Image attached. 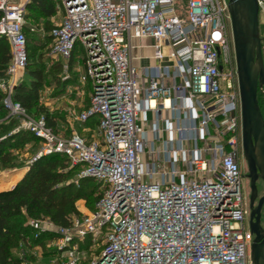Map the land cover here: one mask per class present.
I'll return each mask as SVG.
<instances>
[{
    "label": "built area",
    "instance_id": "2783aa9c",
    "mask_svg": "<svg viewBox=\"0 0 264 264\" xmlns=\"http://www.w3.org/2000/svg\"><path fill=\"white\" fill-rule=\"evenodd\" d=\"M29 1L0 0V37L10 48L0 79L5 118L40 140L29 163L63 155L79 167L77 178L100 185L94 208L67 225L28 220L34 238L51 234L50 261L254 264L229 0H56L60 19L49 32V52L69 62L75 46L82 48L83 64L75 68L90 91L74 119L97 118L89 136L55 131L44 115L12 99L27 63ZM256 2L264 24V0ZM146 38L152 54L134 56L142 48L135 43ZM145 59L150 62L135 63ZM85 242L99 253L88 258L79 248Z\"/></svg>",
    "mask_w": 264,
    "mask_h": 264
},
{
    "label": "trees",
    "instance_id": "16d2710c",
    "mask_svg": "<svg viewBox=\"0 0 264 264\" xmlns=\"http://www.w3.org/2000/svg\"><path fill=\"white\" fill-rule=\"evenodd\" d=\"M25 8L36 11L45 18L44 28L49 38V44L45 46V51L49 52L52 41L49 32L54 24H48V17L55 14L54 7L47 0H31L26 3ZM29 26L25 21L23 32L26 37V52L27 35L33 33ZM28 59L27 52V63L23 72V74H27V77L21 78L14 86L12 99L18 101L28 113L35 116L44 115L47 124L58 131L56 118L49 117L45 106L38 103L39 90L46 73L42 67L34 65V63L28 65ZM9 60V44L1 36L0 79L6 77ZM71 61L70 59L69 62ZM60 65L57 62L52 67L57 71ZM3 97L4 92L0 90V128L9 122L16 121L11 117L5 118L6 110L2 104ZM88 121L84 123H88ZM20 136L28 138L37 151L40 145L38 138L24 129H22ZM13 138L12 135L1 137L0 134L1 167L14 165L16 162L15 157L9 151H3L2 149V146ZM78 171L79 167L70 166L66 156L58 154L45 155L28 163L26 170L12 187L0 189V264L32 263L33 259L30 255H26L25 249L32 246L39 249L43 247V243L40 241L43 234L37 238L32 236L33 231L28 224L30 218H47L56 225H67L71 216L79 214L76 207L77 200L84 199L88 203L89 210L94 208V203L100 197L99 182L91 177L77 178ZM73 173L74 175H72ZM14 251L18 252L15 253Z\"/></svg>",
    "mask_w": 264,
    "mask_h": 264
},
{
    "label": "rangeland",
    "instance_id": "374dc122",
    "mask_svg": "<svg viewBox=\"0 0 264 264\" xmlns=\"http://www.w3.org/2000/svg\"><path fill=\"white\" fill-rule=\"evenodd\" d=\"M186 1V0H185ZM55 9L54 20L58 21L60 16L58 12V6L56 0H47ZM24 20L29 25H34L36 31H33L32 34H28L27 40V52L29 55L28 65L34 63L42 67L46 73L44 82L39 90V99L38 103L45 106L47 114L49 117L56 118V128L61 133H68L71 130H74L80 134L89 136L92 132H95L97 129L96 117L89 119L88 123H78L74 119V116L78 114L88 103L89 91L90 88L87 84H82L79 81V71L75 70V63L78 61L81 65L83 64L82 59V48L80 45H76L73 54L72 61L65 62L57 57L51 55L50 52L45 51V46L49 44V38L45 32V23L46 20L39 13L33 10L24 9ZM262 20V19H261ZM51 20L48 21V24H53ZM228 30H231V25L227 23ZM259 35L264 36V24L259 25ZM150 46L142 49V53L149 54ZM263 62H264V42L262 48ZM59 62V70H54L52 67L55 63ZM26 78L27 74L24 73L21 76ZM258 104L261 109L262 115L264 117V97L260 91L257 92ZM89 127L90 132L84 130V128ZM20 133V134H18ZM22 129L18 126L17 121L7 123L5 126L0 128L1 137H7L12 135L14 138L9 140L7 144L2 146L3 151H9L16 162L14 165L1 167L0 166V189L10 186L14 180L20 177L22 171L27 168L29 161L32 159L36 152V147L32 145V142L20 135ZM241 164V173L243 177V191L245 196L248 194L249 181L246 179L247 174V165L244 156L242 157ZM74 175V173L72 174ZM256 187L261 196L264 192V182L258 178L256 181ZM80 200V201H79ZM76 201L78 207H82L81 213L89 211L88 203L84 199H79ZM80 213V212H79ZM80 213V214H81ZM42 219V218H38ZM261 225L264 229V204L261 209ZM45 232L43 233L40 241L43 243L42 248L30 247L26 248L25 252L27 256H31L33 264H57L56 262H51L50 258L53 254V247L48 246L51 241V235ZM88 244L85 242L80 244V249H87ZM100 247L87 249L88 258L93 254H98ZM17 253L18 251H14ZM92 252V253H91Z\"/></svg>",
    "mask_w": 264,
    "mask_h": 264
},
{
    "label": "water",
    "instance_id": "95a60500",
    "mask_svg": "<svg viewBox=\"0 0 264 264\" xmlns=\"http://www.w3.org/2000/svg\"><path fill=\"white\" fill-rule=\"evenodd\" d=\"M233 43L239 83L242 153L249 178V227L253 234L252 261L264 264V229L260 222L264 192L253 206L256 180L264 182V117L258 104L257 92L264 86V62L259 35L256 0H229ZM264 97V92H263Z\"/></svg>",
    "mask_w": 264,
    "mask_h": 264
},
{
    "label": "crops",
    "instance_id": "0c3cea01",
    "mask_svg": "<svg viewBox=\"0 0 264 264\" xmlns=\"http://www.w3.org/2000/svg\"><path fill=\"white\" fill-rule=\"evenodd\" d=\"M54 18H55V16H50V17H48V19L49 20H51V22H54L53 24H55L56 22H58L59 21V19H60V16L58 17V21H55L54 20ZM152 43H153V41H152V39L151 38H146V39H142V40H140V41H137L135 44H140V45H142V48H138V49H134V51H133V55L134 56H139L140 54L141 55H143V56H145V57H148V56H150L151 54H152ZM146 46H150L149 48H150V51H149V54H144V53H142L141 51H142V49H144V48H146ZM72 60V59H71ZM150 61L148 60V59H145L144 61H138V60H135V63L137 64V65H142V63L144 64V63H149ZM75 67V66H74ZM75 70L77 71V69L75 68ZM147 119L149 120V121H151L152 119H153V114L152 113H147ZM89 132V131H88ZM87 136V135H86ZM22 174H23V171H22V173H21V175H20V177L22 176ZM20 177H18L16 180H14V182L10 185V186H8V187H4V188H10V187H12L14 184H15V182L20 178ZM4 188H1V189H4ZM80 201V200H79ZM76 207H77V209H78V211L81 213V212H83L82 211V207H78L77 205H76Z\"/></svg>",
    "mask_w": 264,
    "mask_h": 264
},
{
    "label": "flooded vegetation",
    "instance_id": "af4514ba",
    "mask_svg": "<svg viewBox=\"0 0 264 264\" xmlns=\"http://www.w3.org/2000/svg\"><path fill=\"white\" fill-rule=\"evenodd\" d=\"M246 179H248V181H249V178L247 176H246ZM249 196H250V189H248V194H247V196H245V200H246V203L248 204V207H249ZM259 197L260 196H259V193H258V190H257V187H256V194L254 195L253 206H255L257 204V201H258ZM261 209H262V207H261ZM260 222H261V217H260Z\"/></svg>",
    "mask_w": 264,
    "mask_h": 264
}]
</instances>
